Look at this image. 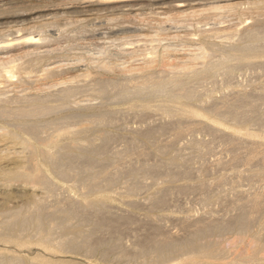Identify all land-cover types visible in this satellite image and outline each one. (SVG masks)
<instances>
[{
  "label": "bare ground",
  "instance_id": "bare-ground-1",
  "mask_svg": "<svg viewBox=\"0 0 264 264\" xmlns=\"http://www.w3.org/2000/svg\"><path fill=\"white\" fill-rule=\"evenodd\" d=\"M57 1L61 4L59 2L58 5L54 3ZM142 1L149 2V4L139 5V2ZM166 1L0 0V180L3 181L2 184L0 181V184L4 188L0 190V196L2 197L0 199V244L4 247L0 249V264H78L62 259L54 260L56 253L81 255L87 260L98 256L114 258L115 255H119V258L124 260H130L143 255L148 258L146 264L264 263V248L260 243H251L248 248L244 247V249L238 251L235 248L237 243H249L244 241V238H239L234 243L225 242L226 244L222 241L203 242L206 237L218 232L228 230L244 232L248 229V225L256 222L257 216L264 214V193H259L258 190L256 192L254 190V192H249V190L247 192L239 191V193L236 191L233 198L240 196L243 200H239V202L235 200V203L234 200H229L230 203L228 202V204H231L229 205L231 208L229 214L234 212L236 215L232 214L233 216H230L228 214V220H225L228 217L224 219L223 216V218L218 217L223 220L215 219L213 216L207 217L210 214L206 216L204 214V217L200 218L203 212L201 216L198 214L199 220L190 221L195 223V225L193 223L195 228L193 231L191 229V232L188 231L190 233L189 237L184 239L177 238L178 236L175 235L167 239H158L154 235L146 234L140 238L141 243L139 245L141 247L134 253H130L124 249L123 240L117 236L118 234L116 235L121 226H128L133 221L128 213H126L128 216H119L120 213L117 216L112 214L115 209L112 211L113 196H111L110 191L116 187H123V192L120 193L128 198L142 195L144 190L146 192L148 189L156 187L155 192L150 195L152 200L150 198V200L145 199V202L152 201V204L166 202L175 191L181 194L191 190L201 191L199 202L206 206L212 205L216 200L219 202L228 195H225L226 192H222V190L215 195H211L209 191L213 185L207 184L205 181L198 183L196 186L192 184V188L188 186L189 184L174 186L175 183L185 181L190 177V173H193L190 169H197L196 167L192 168L194 163H191V157H185L178 152L179 149H182L180 146L176 152L172 151L175 144L178 142L180 144V141L185 144L184 141L188 140L189 149L193 153L191 156L194 159L197 156L200 163L209 154L213 155V141L219 138L229 144L230 147L232 146L230 153L229 151L228 153L234 162L244 163V165L250 167L254 164L264 165V138L262 135L243 133L239 130L227 128L220 123V120L228 119L234 125L255 123L264 127V112L261 108L264 102V92L258 93L256 88L234 91L233 86L231 87L235 70L244 69L252 72L260 70L258 67L263 64L262 60H264L263 24V26L248 30L243 36L235 34L237 37L242 36V39L238 37L237 40L236 36L230 34L231 37H229L226 35L230 39L235 37L236 42L232 39L233 42L230 40L232 43L237 44L240 39L241 41L238 42V45L229 47V54L225 51L227 54L225 55L224 52L225 56L221 58H215L216 55L212 57L205 51L206 48L200 47L202 57L199 58V55H197L198 58L194 59V62L192 61L193 66L188 63L187 66L178 67V64L169 61L172 65L166 64L167 66L165 65L163 70L153 69L154 71H152L151 67L157 66L159 61L155 60L157 62L155 63L150 57L151 61H149L148 49L147 52L144 50L145 54H148L145 64L147 67H144L141 63L142 69H134L128 61L126 62L133 69L127 65L128 68H126L123 64L125 62L121 63L122 59L120 58L121 62H119L125 68L115 70V72L118 71V74L122 72L123 76L119 78L113 77L111 76L112 73H109L115 67L112 68L106 58H104L106 59L104 62L109 65L106 63L97 65H99V69L106 70L110 75L107 72L105 75L98 72L94 75L91 72L79 74L80 71L82 72L80 69L82 67L78 68L79 66L72 62L63 63L62 60H59L58 55L61 52L71 51L70 48L66 51L64 49L62 51V48H55L57 46L56 42H59L62 34H47L49 28L53 27L52 30H54L55 26L60 25L59 22L65 20L66 17L68 18L69 14L73 15L74 18H71L74 21L71 20L66 26L68 28L69 26L78 27L82 29L81 32L85 27L102 21L104 18L112 24L124 20L131 21L136 19L135 15L131 16L133 11L138 9L143 11L148 7L157 11V9L161 10L169 5V8L167 7L169 10H163V12L173 11L174 14L173 12L172 14L175 17L173 15L170 17L168 14V17L165 18L166 22L175 21L174 18L181 21L192 19L198 21L201 16L206 17L211 14V11L221 12L225 16L226 12H229V14L232 12L233 14L236 9L244 5L257 9V11L260 9L264 11V0L256 2L255 0H252L254 2L246 0L247 2L245 1L244 4L234 3L236 0H179L177 2L173 1L171 4H167ZM135 3L138 5H135ZM205 5H212V7L207 6L209 14H207L208 12L205 13L208 8H206V11L205 8L204 10H202L203 8L200 9L202 6L206 7ZM243 8H241V11L239 10L240 13L243 12ZM248 9L250 10V8ZM245 10L247 12V8ZM254 12L252 11V14ZM232 14L229 16H232ZM234 16L236 17V15ZM19 17H29L30 19H21L22 21L16 22V18ZM226 17L224 19L228 20ZM3 19L16 20L11 22L9 20L10 23H7V21L2 23L1 20ZM179 20L178 22H180ZM178 22L177 24H179ZM200 22L196 23L195 21L197 25H203ZM211 23H214V20ZM196 24L191 23L187 27H192V25L195 27ZM61 25L64 27L63 24ZM183 25H185V22ZM206 25L208 26V24ZM212 25L214 27V24ZM60 27L56 29L60 31L62 28ZM85 31L83 32L85 33ZM224 31L223 29L222 32ZM88 32L90 34V30ZM198 32L200 33V31ZM211 38V32L205 31L202 33V41L205 45L210 44V49L213 51L216 45L210 42ZM115 39L113 42L116 41L117 43L118 41ZM152 42L156 43V39ZM217 46L220 47V45ZM153 49H150V52L154 51ZM156 50L158 51V48ZM198 50L197 52H199ZM107 52L109 53V51ZM155 52L150 54H155ZM173 52H169L172 54H166L167 57L173 55ZM142 53H144L143 50ZM131 54L134 53L131 52ZM123 55H126V53ZM93 57L96 60V56L93 55ZM167 57L164 59L167 60ZM136 58L138 59V57ZM144 58L146 59L145 56ZM176 59L182 58L179 57L178 59L176 56ZM189 59L190 57L186 60ZM234 61L236 63L232 64ZM80 62L79 64L82 63ZM113 62L118 63L117 61ZM196 63H201L202 67L194 66ZM173 65L176 66L173 67ZM90 66L88 65V67ZM99 69L95 68V70ZM134 70H142V73H136V71L134 73ZM219 78H222L227 90L224 93V98L229 95L234 96V99L230 100L231 102L222 104L225 107L223 110L217 107L220 102L214 97L212 88H209L210 85L212 87H214L213 84L218 85ZM84 96L91 99L84 100L82 99ZM94 100L100 101L99 107H97L99 103L96 105ZM198 106L204 107L206 113L203 112V109H201L202 111L199 110ZM130 116L140 119L139 121L146 128L135 127L133 129L129 125L121 126L122 123H125L124 120ZM156 117L161 118V122L156 121L161 124H157L155 121L149 122V119H155ZM211 117L214 118V121L211 120ZM170 130H174V132H170ZM120 131L125 134L119 135L118 132ZM169 132L171 133L170 138L167 136L168 139L166 138L165 142L158 140V137ZM201 132L211 136L210 141H199L202 139L201 137L197 140L196 135ZM120 141L122 144L121 149L116 146V143H118V147L121 145L119 144ZM228 156L227 159L230 157ZM222 162L221 164H224ZM203 164L205 166V161H203ZM203 164L197 166L202 167L200 165ZM1 165L6 166L2 167ZM216 165L218 164L216 163ZM9 166H13V170L8 171L7 167ZM2 169H7V171ZM243 171L245 170L243 169ZM240 172L224 175L217 185L227 184L228 186L230 181L237 179L250 180L253 181V184L256 181H262L261 183L264 184L263 173L255 172L246 175ZM147 180H150L151 185H149L150 183L147 184ZM68 184L71 187H68ZM234 185L231 186L232 192L236 188ZM73 189L80 190L78 191V197L71 195ZM15 197H18L19 201L22 199V201L20 204L13 206L12 201L16 200ZM10 201L13 203L12 206H10ZM138 204L140 205V203ZM152 204L149 205L152 207ZM124 205L131 207L136 203L125 201ZM150 208L148 207V209ZM213 209L214 207L212 211ZM118 210L122 211L121 209ZM215 210L218 214L217 209ZM123 211L124 214L126 210ZM151 217L153 218L154 215H151ZM184 223L191 224H188L189 221L188 223L184 221ZM261 226L264 230V217H262ZM188 227L186 229L190 230L191 227L189 229ZM181 232L183 231L181 230ZM34 246L38 247L34 249L41 250L42 254L37 255L33 260H28L19 254L26 252V250L31 251ZM180 252L183 255L177 256ZM47 255L50 257H47ZM90 264H93V262H90Z\"/></svg>",
  "mask_w": 264,
  "mask_h": 264
},
{
  "label": "rangeland",
  "instance_id": "rangeland-1",
  "mask_svg": "<svg viewBox=\"0 0 264 264\" xmlns=\"http://www.w3.org/2000/svg\"><path fill=\"white\" fill-rule=\"evenodd\" d=\"M173 1H179V0H167L166 2H167V4H171ZM245 1L246 0H236V2H234V3H237V4H244L245 3ZM248 2H254V1H252V0H247ZM246 1V2H247ZM256 1H263V0H255V2ZM59 1H57V2H54L55 4L57 3V5L60 3H58ZM165 2V3H166ZM170 2V3H169ZM147 3L149 4V2H146V1H142V2H139V5H147ZM61 4V3H60ZM137 3H135V5H136ZM20 5V4H19ZM138 5V4H137ZM173 5V4H172ZM206 7H204V6H202L200 9H202V10H204V8H205V11L207 10L206 8H208L209 6H211L212 7V5H205ZM208 6V7H207ZM14 7V6H13ZM169 5L168 6H165V7H163L164 9H157V11H155L156 9H152V8H149V10H148V8H145V9H143V11L141 10V11H139V9L138 10H136V11H133L132 13H131V16H136V19H133V20H131V21H129V20H124V21H120V22H114L113 24L112 23H110L109 21H107V19L106 18H104L102 21H98V22H96V23H92L90 26H87L88 28H89V30H90V34H89V30L87 31V27H85L84 29H83V31H85V33L83 32V31H81L80 32V30H82V29H80V28H78V27H74V26H69V28L66 26L71 20H73L74 21V19H72V18H74L73 17V15L72 14H69L70 15V20H69V15H68V18L66 17L65 18V20L63 19L62 21H60L59 23H61V24H63L64 25V27L66 26V29L61 25V27H60V25H57V26H55V29L54 30H52L53 29V27L52 28H49V31H50V33H48L49 31H47V34H49V35H53V34H57V35H59V34H62L58 39H59V42L57 41L55 44L57 45V46H55V48H62V51H63V49H64V51H66V49H71V53L70 52H67V53H65V52H61L58 56L60 57L59 58V60H62L63 61V63L65 62H67V63H70V62H72V63H74V64H76V65H78L77 67L78 68H80V67H82V68H80L81 70H82V72L80 71L79 72V74L80 73H92L93 75L96 73V72H98V73H100V74H103V75H105L106 74V70L105 71H103V69H99V65H101V64H108L107 62H109V64H111L110 66L113 68V67H115V68H113V71L112 72H109V73H112L111 74V76H113V77H122L123 76V74H122V72H119V74H118V71H116L115 72V70L116 69H121V70H123V68H125L126 67V65L127 66H129L130 64L133 66V68L134 69H139V68H143V66H141V63H142V65H144V67L146 66L145 64H146V60H147V55H148V59H149V57L151 58V59H153L154 60V62H155V60H157V62H155V63H157V66L155 65V63H154V65L155 66H152V67H155V68H152L151 67V70L152 71H154V70H163L164 68H165V65L166 64H170V65H172V63L173 64H178L177 66L178 67H183L184 65H186V64H188V63H191V66H193L192 65V61L194 62V59H196V58H198L197 57V55H199V58H201L202 56H201V54H202V51L200 50V47L202 48V47H204V48H206L207 50H205V51H207V53L208 54H210V55H212V57H214V55H216L215 56V58H221V57H223V56H225L227 53L229 54V52H230V48L232 47V46H235V45H238L239 43L238 42H240L241 41V39H242V36H243V34H245L248 30H250V29H252V28H255V27H258V26H261L262 24L264 25V11L263 10H258L257 11V9H252L251 7H249V6H247V5H244V6H241V7H239L238 9H236L235 11H234V13H236V14H232V12H231V14H232V16H229V15H231V14H229V12H223V13H225L226 15L225 16H223L224 14H222L221 12V14L219 13V12H212L211 11V14H209L210 12H208L209 11V8H208V10L205 12V13H207V14H209L208 16H209V18L211 19H209L208 18V16H206V17H200V19H198V21H197V19H192V20H188V21H184V20H179L180 22H178V20H177V18H174V19H176L175 21H165V18L166 17H168V14H169V16L171 17L173 14H174V12H173V14H172V12H167L169 9ZM244 7V8H243ZM167 8V9H166ZM241 8H243V12H241L240 13V11L242 10ZM247 8V12H246V10L244 11V9H246ZM248 8H250V10L248 9ZM253 8H255V7H253ZM147 10V11H146ZM163 10H167V11H164L163 12ZM240 10V11H239ZM249 10V11H248ZM69 11H71V10H69ZM152 11V12H151ZM158 11H159V13H158ZM162 13H161V12ZM252 11L254 12L253 14H252ZM261 11H263V12H261ZM74 12V11H73ZM72 12V13H73ZM143 12V13H142ZM148 12H149V14H148ZM154 12H156V13H154ZM258 12V13H257ZM71 13V12H70ZM166 13H167V16H166ZM205 13H203V14H205ZM228 13V14H227ZM245 15H244V14ZM152 14V15H151ZM155 14V15H154ZM156 14H158V15H156ZM161 14H163L162 16H161ZM207 14H205V15H207ZM214 14H216L215 16H212V15H214ZM143 15V16H142ZM218 15V16H217ZM234 15H236V17L234 16ZM251 15H252V18H251ZM256 15H258V16H256ZM152 16V17H151ZM213 17V20H214V23H211V21H213L212 20V17ZM227 16V17H226ZM241 16V17H240ZM254 16V17H253ZM256 16V17H255ZM72 17V18H71ZM139 17V18H138ZM153 17H155L154 19H153ZM161 17H163V18H161ZM173 17H175V15H173ZM172 17V18H173ZM226 17V19H228V20H225L224 18ZM230 17V18H229ZM263 17V18H262ZM27 18L28 19H30L29 17H19V18H16V19H3V20H1V21H3L2 23H5V21H7V23H10L11 21H15L16 20V22L17 21H22L21 19H26L27 20ZM151 18V19H150ZM206 18H207V20H206ZM217 18H219V20H217ZM238 20H236V19ZM256 18V19H255ZM260 18H262V19H260ZM143 19V20H142ZM153 19V20H152ZM215 19H216V21H215ZM240 19V20H239ZM9 20H10V22H9ZM67 20V21H66ZM148 20V21H147ZM160 20V21H159ZM201 22H200V21ZM206 20V21H205ZM235 20V21H234ZM262 20V21H261ZM64 21V22H63ZM66 21V22H65ZM105 21V22H104ZM132 21H135V22H132ZM151 21V22H150ZM162 21H163V23H162ZM193 21V22H192ZM195 21H196V23H199L200 22V24H203V25H197L196 23H195ZM205 21V22H204ZM218 21V22H217ZM226 21V22H225ZM237 21V22H236ZM257 23H256V22ZM109 22V23H108ZM125 22H127V23H125ZM129 22V23H128ZM147 22H148V24H147ZM155 22V23H154ZM175 22V23H174ZM177 22L180 24H177ZM184 22H185V25H183L184 24ZM188 22V23H187ZM203 22V23H202ZM218 24H217V23ZM233 22V23H232ZM58 23V24H59ZM104 23V24H103ZM108 23V24H107ZM142 23V24H141ZM167 23V24H166ZM174 23V24H173ZM191 23H193V24H196L195 25V27H194V25H192V27L191 26H188L187 27V25L189 24H191ZM211 23V24H210ZM220 23V24H219ZM254 23H256V24H254ZM95 24V25H94ZM120 24H121V26H120ZM147 24V25H146ZM172 24H173V27H172ZM206 24H208V26L206 25ZM212 24H214V27H213V25ZM224 24V25H223ZM242 24V25H241ZM253 24H254V26H253ZM132 25V26H131ZM143 25V26H142ZM151 25V26H150ZM160 26V28H159V26ZM205 25V26H204ZM212 25V26H211ZM216 25H218V26H216ZM231 25V26H230ZM257 25V26H256ZM262 25V26H263ZM123 26V27H122ZM138 26V27H137ZM146 26V27H145ZM179 26V27H178ZM200 26V27H199ZM230 26V27H229ZM61 28V29H63V30H61L60 29V31H59V29H56V28ZM99 27H101V28H99ZM103 27V28H102ZM114 27H117V28H114ZM119 27V28H118ZM128 29H127V28ZM137 27V28H136ZM150 27V28H149ZM161 27H163V28H161ZM175 27V28H174ZM187 27V28H186ZM201 29L202 27L205 29H202V30H198L199 28ZM209 28V30H208V28ZM232 27H233V29H232ZM234 27H236V28H234ZM91 28V29H90ZM108 28V29H107ZM159 28V29H158ZM197 28V29H196ZM218 28V29H217ZM244 28V29H243ZM247 30H246V29ZM67 29H68V31H67ZM70 29H71V31H70ZM76 29V30H75ZM94 29V30H93ZM109 29H113V30H109ZM144 29V30H143ZM153 29V30H152ZM163 29H165V30H163ZM225 30L224 32H222V30ZM66 30V31H65ZM143 30V31H142ZM151 30V31H150ZM160 30H161V32H160ZM171 30V31H170ZM177 30V31H176ZM200 31V33L198 32V31ZM204 30V31H203ZM215 30H217L216 32H215ZM218 30H219V32H218ZM231 30V31H230ZM234 30V31H233ZM62 32V31H64V32H62V33H59V32ZM77 31V32H76ZM112 33H111V32ZM116 31V32H115ZM146 31V32H145ZM153 31V32H152ZM165 31V32H164ZM205 31H208V32H211V34H212V38H211V41L210 42H212L213 44H215L216 46L214 47V49H213V51H211V47L209 46V45H205L204 44V42L202 41V33L203 32H205ZM238 31V32H237ZM242 31V32H241ZM52 32V33H51ZM54 32V33H53ZM72 32V33H71ZM87 32V33H86ZM110 32V33H109ZM118 32V33H117ZM131 32V33H130ZM151 34H149V33ZM66 33V34H65ZM94 33H95V35H94ZM148 33V34H147ZM157 35H156V34ZM184 33H185V35H184ZM214 33V34H213ZM216 33V34H215ZM227 33H229V34H227ZM107 34V35H106ZM139 36H138V35ZM163 34H165V35H167V36H165V35H163ZM217 34L219 35L218 37H219V39H218V37H217ZM230 34H231V36H236L235 34H237V35H242L241 37L240 36H238L239 38H241L239 41H237V44L235 43L236 42V39H234L235 37H233V38H229V37H231L230 36ZM134 35V36H133ZM135 35H137L136 37H135ZM153 35V36H152ZM156 35V37H155V39H156V43L155 42H152V40L153 41H155V39H153L154 38V36ZM224 35H225V37H224ZM229 36V37H227V36ZM74 36V37H73ZM97 36V37H96ZM163 36H165V37H163ZM180 36H183V37H181L180 38ZM68 37V38H67ZM71 37V38H70ZM103 37H105V38H103ZM133 37V38H132ZM144 37V38H143ZM187 39H186V38ZM214 37H217V38H214ZM223 37V38H222ZM227 37V38H226ZM238 37L236 36V38H237V40H238ZM114 38H116L115 40H117L118 42L116 43V41H114L113 42V40H114ZM221 38V39H220ZM229 38V39H228ZM107 39V40H106ZM146 39H148V40H146ZM152 39V40H151ZM170 39V40H169ZM217 41H216V40ZM232 39H234V43H232L233 42V40ZM102 40V41H101ZM139 40V41H138ZM169 40V41H168ZM182 40V41H181ZM230 40H232V42L230 41ZM110 41V42H109ZM138 41V42H137ZM146 41V42H145ZM121 42V43H120ZM151 42H152V44H151ZM217 42V43H216ZM110 43V44H109ZM114 43H116V44H114ZM159 45H158V44ZM187 43V44H186ZM219 43V44H218ZM222 43V44H221ZM54 44V43H53ZM99 44V45H98ZM120 44V45H119ZM138 46H137V45ZM143 44V45H142ZM204 44V45H203ZM59 45H60V47H59ZM71 45V46H70ZM203 45V46H202ZM217 45H220V47H218ZM231 45V46H230ZM63 46V47H62ZM108 47V48H106V47ZM145 46V47H144ZM146 46H147V48H146ZM79 47V48H78ZM81 47V48H80ZM85 47V48H84ZM102 47H104V48H102ZM138 47V48H137ZM140 47V48H139ZM152 50L153 48V50L154 51H156L155 52V54L157 55V57H156V55L153 53V54H150V53H152V52H154V51H151L150 52V49ZM228 47V48H227ZM230 47V48H229ZM76 48V49H75ZM84 48V49H83ZM99 48H101V49H98ZM114 48V49H113ZM121 48V49H120ZM125 48V49H124ZM137 48V49H136ZM156 48H158V51L156 50ZM219 48V49H218ZM69 49V50H70ZM75 49V50H74ZM78 49H80L79 51H76V50H78ZM149 51H148V50ZM173 49V50H172ZM197 49H199L198 51L199 52H197ZM210 51H209V50ZM226 49H229V50H226ZM98 50V51H97ZM101 50V51H100ZM126 50V51H125ZM142 50H143V52L144 53H142ZM147 52L148 51V54L146 53L145 54V51ZM188 50V51H187ZM194 50V51H193ZM218 50V51H217ZM90 51H91V53H90ZM100 51V52H99ZM106 51V52H105ZM107 51H109V53L107 52ZM119 51V52H118ZM120 51H121V53H120ZM133 52L134 54H136L138 51V53L136 54V55H132L131 54V52ZM174 51V52H173ZM176 51V52H175ZM179 51V52H178ZM223 51V52H222ZM227 53H226V52ZM85 52V53H84ZM104 52V53H103ZM126 53V55H123V54H125ZM136 52V53H135ZM169 52H173V55H168V57H170V58H168L167 57V55L166 54H172V53H169ZM214 52V53H213ZM224 52H225V55H224ZM113 53H114V55H117V53H118V57L117 56H114L113 55ZM130 54L131 55V57H130V55H128V54ZM139 53H140V56H139ZM189 53V54H188ZM199 53V54H198ZM89 54H91V55H89ZM99 54H101V56H99ZM104 54V55H103ZM111 54V55H110ZM143 54H144V56L146 57V59L144 58V56H143ZM62 55V56H61ZM88 55V56H87ZM93 55L94 56H96L95 58H96V60L94 59V57H93ZM114 57H113V56ZM151 55V56H150ZM189 55H191V56H189ZM79 56H81V57H79ZM98 56V57H97ZM164 56V57H163ZM167 57V60H168V62H167V60L166 59H164V58H166ZM176 56L178 57V59H179V57L180 58H182V59H179V60H177L176 59ZM91 57H93V58H91ZM102 57V58H101ZM111 57H113L112 59H111ZM132 57H134V58H132ZM136 57H138V59L141 61H139ZM188 57H190V59H192L190 62H189V60H186V59H188ZM194 57V58H193ZM62 58V59H61ZM90 58V59H89ZM104 58H106L108 61L107 62H104V61H106V59H104ZM122 60H121V59ZM124 58V59H123ZM131 58V59H130ZM137 60H136V59ZM154 58H157V59H154ZM171 58H172V60H171ZM80 59V60H79ZM81 59H84V60H81ZM93 59V60H92ZM99 59V60H98ZM101 59V60H100ZM116 59V60H115ZM119 59V60H118ZM133 59V60H132ZM135 59V60H134ZM175 59H176V61H175ZM71 60V61H70ZM78 60V61H77ZM90 60V61H89ZM122 62H121V61ZM162 60H163V62H162ZM174 60V61H173ZM181 60V61H180ZM184 60V61H183ZM76 61V62H75ZM79 61H81L80 63L81 64H79ZM85 61V62H84ZM90 63H89V62ZM93 61V62H92ZM94 61H95V63H94ZM113 61H117L118 63H114ZM123 63V61L126 63H123L124 64V66H121V63ZM126 61H128V63H130L129 65H128V63L126 62ZM139 61V62H138ZM149 61H151L150 59H149ZM169 61H172V63L171 62H169ZM263 61V64L262 65H259V67L258 68H260V70H258V71H255V72H252V71H248V70H244V69H237V70H235L234 71V80H233V82H232V85H231V87L233 88V90L235 91H238V90H243V89H247V88H256V91L258 92V93H261V92H264L263 91V89H264V60H262ZM113 62V63H112ZM133 62V63H132ZM137 62V63H136ZM167 62V63H166ZM92 63H94V64H92ZM120 63V64H119ZM163 63V64H162ZM236 62L234 61L232 64H235ZM84 64V65H83ZM92 64V66H90ZM97 64H99V65H97ZM108 64V65H109ZM114 64V65H113ZM160 64H161V66H160ZM86 65V66H85ZM88 65L91 67H88ZM138 66V67H135V66ZM153 65V64H152ZM180 65V66H179ZM132 66H129V67H131L132 68ZM167 66V65H166ZM176 65H173V67H175ZM187 66V65H186ZM194 66H201L202 67V64L201 63H196V64H194ZM94 67V68H93ZM147 67V66H146ZM77 68V69H78ZM93 68V69H92ZM95 68L96 69H99V70H95ZM126 68H128V67H126ZM132 68V69H133ZM157 68V69H156ZM159 68H161V69H159ZM87 69V70H86ZM154 69V70H153ZM102 71V72H101ZM135 71L136 70H134V73H135ZM146 71V70H145ZM260 71H262L261 73H260ZM142 73V70H138V71H136V73ZM143 72H144V69H143ZM74 73V72H73ZM108 72H107V74H109ZM242 74V76H241V74ZM248 73V74H247ZM254 73V74H253ZM117 74V75H116ZM256 74V75H255ZM74 75H76V74H74ZM110 75V74H109ZM131 75H133V74H131ZM236 75V76H235ZM253 75V76H252ZM251 76V77H250ZM261 77V78H260ZM236 79V80H235ZM222 82H221V81ZM220 81V82H219ZM235 81V82H234ZM218 85H215V84H213V86L214 87H212V85H210L209 86V88H212L211 90L213 91V95H214V97H216L218 100H219V102L221 103V105H220V103H218V108H220V110H223L225 107L222 105V104H224V102L226 103V102H231L230 100H233L234 99V96L233 95H229V96H227V97H225L224 98V93H225V91H227L226 89H225V86H224V83H223V80H222V78H219L218 79ZM256 84V85H255ZM255 85V86H254ZM219 86V87H218ZM249 86H252V87H249ZM257 86V87H256ZM260 88V89H259ZM259 89V90H258ZM223 92V93H222ZM221 94H222V96H221ZM224 98V99H223ZM227 98H228V100H227ZM231 98V99H230ZM82 99H91L90 97H88V96H84ZM221 100V101H220ZM96 101V102H95ZM100 101H98V100H94V103L97 105L98 103H99ZM94 103L92 102V104L94 105ZM99 105H100V103L97 105V107H99ZM195 105V104H194ZM222 106V107H220V106ZM94 107H96V106H94ZM96 107V108H97ZM199 107V110H201V109H203V112H205L206 113V110H205V108L203 107V108H201V106H198ZM262 108V111L264 112V102H263V106L261 107ZM202 111V110H201ZM130 117H132V118H130ZM130 117H128V119H125L124 120V122L125 123H122L121 124V126L122 125H129V127L130 128H133V129H135V127H137V128H146L144 125H142L141 123V121H139L137 118H135V117H133V116H130ZM157 118V119H156ZM155 119H149V122H154L155 121V123H157V124H161V123H158L159 121L161 122V118L160 117H156ZM212 119L211 120H213L214 121V118L213 117H211ZM132 122H131V121ZM135 120H136V122H135ZM138 120V121H137ZM158 120V122H156ZM215 120H217V119H215ZM127 121H128V123H127ZM139 122V123H138ZM135 123V124H134ZM136 123H137V125H136ZM220 123H221V125H223V126H225V127H227V128H230V129H233V130H239V131H241V132H243V133H251V134H254V135H262V137L264 138V127L262 126V125H259V124H255V123H246V124H243V125H234V124H231L232 122L230 121V120H228V119H224V120H220ZM140 124V125H139ZM170 132H174V130H170ZM168 133V134H165V135H162V136H160V137H158V140L160 139V141L161 140H163L164 142L166 141V138L168 139V137L170 138V136L169 135H171V133ZM118 134L120 135V134H125L124 132H122V131H120V132H118ZM128 136H130V135H128ZM166 136V137H165ZM168 136V137H167ZM197 137H196V139L197 140H199L200 139V137L202 138V139H200L199 141H202V142H208V141H210V137L211 136H209L207 133H204V132H201V133H198L197 135H196ZM199 138V139H198ZM204 139V140H203ZM206 139H208L207 141H206ZM159 141V142H160ZM164 142H160V143H164ZM184 143L185 144H183V141H180V144H179V142L177 143V144H175V146H174V148H173V152H176L178 149H179V146H180V148H182L180 151L178 150V152L179 153H181V155H183V156H185V157H191L190 158V160H191V163H194L193 164V167L192 168H194V167H196L197 169L195 170V168H194V170L193 169H190V171H192L193 173H190L191 175H190V177L187 179V180H185V181H182V182H177V183H175V187H177V186H181V185H187V184H189L188 186H191L192 184L193 185H197L198 183H200V182H206L207 184L209 183V184H211V185H213V186H211V188L212 189H210V191H209V193L211 194V195H215L216 193H218V192H221V190H222V192H226L225 193V195L226 194H228V195H226L225 196V198L223 199V200H225V199H228V200H226V201H223V200H221V201H214L213 202V204L212 205H203V204H201V202H199V200L201 199V196H200V194H201V191H197L196 192V190H191V191H188L187 193L185 192V193H179L178 191H175L174 193H173V195L172 196H170L169 198H168V200L166 201V202H163V203H155V204H152V201H149V202H151V203H149V202H145V199L146 200H152V198H151V194H153L154 192H155V190H156V187H152V188H150V189H148L146 192H145V190L143 191V193H142V195L140 194L139 196H135V197H126V195H124L123 193L121 194L120 192H123V187H116V188H114V189H111V191H110V194H111V196H113V201H112V204H111V206H113L112 208V211L115 209V211H113L112 212V214L113 215H116L117 216V214L118 213H120V214H118L119 216L120 215H125V216H128L126 213H128L129 214V217H131L132 218V223L130 224V225H128V226H121L119 229H118V233H116V235L118 236V237H120V239L121 240H123V244H125V246H124V249H126V251L127 252H130V253H134L136 250H138L140 247H141V245H139L141 242H140V238L141 237H143L144 235H146V234H150V235H154V236H156L158 239H167V238H169L170 236H178L177 238H182V239H184V238H187V237H189L188 235L190 234L189 232H191V229H192V231H193V229L195 228V221H197V220H199L200 218H202V217H204V216H206L207 214H210V215H207V217H211V216H213V218L215 217V219H219L220 217H224V219H225V217H228V218H226L225 220H228L229 219V216H228V214H229V212H231V208H230V206L229 205H231V204H228V202H229V200H231V201H233L234 200V203H235V200H236V202H239V200H243V198L242 197H240V196H237V197H234L233 198V196H235L234 195V193L237 191L238 193H239V191L240 192H247L248 190H249V192H256V190H258L259 191V193L260 192H262V193H264L263 191H264V184L263 183H261L262 181H256V182H254V184L252 183L253 181H248V180H244V179H237V180H233V181H230L229 183H228V186H227V184H218L217 185V183L219 182V180L221 179V177H223L224 175H226V174H228L229 175V173H237V172H240V170H242L240 173H243V174H246V175H250V174H253V173H255V172H259V173H263L264 174V165L263 164H254V165H252L251 167L250 166H246V165H244V163H240V162H237V161H235L234 162V160H232L231 159V155L229 154L230 153V150H231V147H230V145L229 144H227V143H225L224 141H222V139H215L214 141H213V144H212V147H213V149H214V153H213V155L212 154H209L208 155V157L205 159V160H203V161H205V166H204V164H203V161H201V163H200V160H199V158L197 157V156H195V159H194V157L193 156H191L193 153L191 152V149H189L190 147H189V145H188V140H185L184 141ZM118 143H116V146H117V148H120L121 149V147H122V144H121V141H120V143L119 144H121V145H119V147H118V145H117ZM178 147V148H177ZM175 148H177L176 150H175ZM190 150V151H189ZM221 150V151H220ZM205 151H207V150H205ZM228 151H229V153H228ZM177 152V153H178ZM190 152V153H189ZM217 152H218V154H217ZM227 152V153H226ZM230 158H228L227 159V156ZM190 155V156H189ZM216 155H218V156H216ZM225 156H226V158H225ZM194 159V160H193ZM219 162H218V161ZM224 160V161H223ZM194 161V162H193ZM217 161V162H216ZM222 163H224V164H221V162ZM227 161V162H226ZM208 162V163H207ZM232 164H231V163ZM216 163L218 164V165H216ZM226 163V164H225ZM239 163H240V165H239ZM199 164H203V165H200V166H202V167H198L199 166ZM214 166H213V165ZM244 165V166H241V165ZM198 165V166H197ZM2 167H5L6 165H1ZM204 166V167H203ZM213 167V168H212ZM13 166H9V167H7V169H8V171H10L11 169L13 170ZM205 168V169H204ZM247 168V169H246ZM7 169H2V170H6L7 171ZM243 169L245 170V171H243ZM197 170H199V171H197ZM200 170H202V171H200ZM238 170V171H237ZM197 171V172H196ZM202 172V173H201ZM197 173V174H196ZM197 176H196V175ZM202 180V181H201ZM1 181V184H2V180H0ZM207 181H209V182H207ZM236 181V182H235ZM196 182V184H194ZM233 182V183H232ZM150 183V180H147V184H149ZM232 183V184H231ZM236 183V184H235ZM257 183V184H256ZM1 184H0V187L2 188H0V190H3L4 188H3V186H1ZM72 184V183H71ZM231 184V185H230ZM235 184V185H234ZM237 184H238V186H237ZM149 185H151V183L149 184ZM148 185V186H149ZM229 185H230V187H229ZM232 185H234L236 188H235V191L234 192H232L231 191V186ZM251 185V186H250ZM255 185V186H254ZM68 187H71V185L70 184H68L67 185ZM164 186H166V185H164ZM219 186V187H218ZM215 189H214V188ZM118 188V189H117ZM121 188V189H120ZM191 188H192V186H191ZM117 189V191H115ZM227 189V190H226ZM77 190V191H76ZM114 190V191H113ZM122 190V191H121ZM219 190V191H218ZM224 190V191H223ZM254 190V191H253ZM78 191H80L79 189H73V193L71 194L72 196H74V197H78V195H79V193H78ZM124 191H125V187H124ZM194 191H195V193H194ZM257 191V192H258ZM190 192H192V193H190ZM200 192V193H199ZM146 193V194H145ZM238 193H237V195H238ZM0 194H1V191H0ZM146 196V197H145ZM230 196H232V197H230ZM124 197V198H123ZM239 197V198H238ZM2 197L0 196V199H1ZM18 198V197H17ZM16 197L14 198V199H16V200H14V201H10V206H12V204H13V206H16V205H18V204H20V202L22 201V199H21V201H19V199H17ZM150 198V199H149ZM241 198V199H240ZM19 202H18V201ZM138 200V201H137ZM140 200V201H139ZM141 200H142V202L143 203H145L144 205H143V203L141 202ZM125 201H127V202H135L136 203V205H134V206H131V207H129L128 205L126 206V205H124L125 204ZM223 201V202H222ZM138 203H140V205L138 204ZM219 203V204H218ZM230 203V202H229ZM16 204V205H15ZM143 206H142V205ZM148 204V205H147ZM152 204L153 206L151 207L150 205ZM224 204V205H223ZM228 204V205H227ZM221 205V206H220ZM226 205V206H225ZM219 206V207H218ZM224 206V207H223ZM116 207V208H115ZM148 207L150 208V209H148ZM214 207V209H213V211H214V213H213V211H212V208ZM117 209V210H116ZM118 209H121L122 211L124 210H126L125 212H124V214L122 213V211H120V210H118ZM152 209V210H151ZM215 209H217V211H218V214H217V212H216V210ZM222 210V211H221ZM223 210H225V211H223ZM230 210V211H229ZM150 211H152V212H150ZM206 211V212H205ZM219 211H220V213H219ZM227 211H228V213H227ZM116 212V213H115ZM203 212V213H202ZM215 212H216V214H215ZM223 212H225V213H223ZM201 213H202V216H201ZM222 213V214H221ZM201 216L200 218H199V215ZM205 214V215H204ZM213 214V215H212ZM232 214H235L234 212L233 213H230L229 215L230 216H233ZM151 215H154V217L152 218L151 217ZM195 215H198V216H195ZM204 215V216H203ZM227 215V216H226ZM236 215V214H235ZM191 218L190 220H189V217ZM192 216H194V217H192ZM187 219H186V218ZM217 217V218H216ZM219 217V218H218ZM222 217V218H223ZM258 217V219H257V221L256 222H254V223H252V224H250V225H248V229L246 230V231H244V232H240V231H238V230H228V231H224V232H218V233H216V234H213V235H211V236H208V237H206L204 240H203V242H206V241H222V242H226V243H234L237 239H243L244 238V241H247V242H249V243H237V245L239 246H235V245H232V246H235V248H237L238 249V251L239 250H242V249H244V247L245 248H248L250 245H251V243H260V245L264 248V230H263V227L261 226V223H262V217H264V214L263 215H258L257 216ZM149 218V219H148ZM181 218V219H180ZM182 218H184V219H186V220H184V219H182ZM193 218V219H192ZM195 218V219H194ZM175 219V220H174ZM177 219V220H176ZM179 219H180V221H179ZM183 220V221H182ZM194 221V222H190V221ZM219 220H223V219H219ZM151 221V222H150ZM184 221L185 222H187L188 223V221H189V223L188 224H190V225H187V224H185L184 223ZM182 224H180V223ZM177 225H176V224ZM193 223H194V225H193ZM157 225V227H155V226ZM188 227H191L190 228V230H187L186 228V226ZM161 227V228H159V227ZM164 226V228H162ZM180 226H184V227H180ZM193 226V227H192ZM177 227V228H176ZM189 227H188V229H189ZM176 228V229H175ZM179 229H180V231H179ZM184 229H186V230H184ZM262 229V230H261ZM181 230L183 231V232H181ZM189 231V232H188ZM258 235H257V234ZM260 233H261V235H260ZM178 234V235H177ZM135 243H137L136 245H135ZM224 243H222V244H224ZM225 243V244H226ZM224 244V245H225ZM223 245V246H224ZM248 245V246H247ZM128 248H127V247ZM243 247V248H242ZM4 247L0 244V249H3ZM34 248H38V247H36V246H34L33 247V249L31 250V251H28V250H26V252L24 251L23 253H19V254H21V255H23L24 257H26V259H28V260H33L34 258H36L37 257V255H40V254H42V252H41V250H39V249H34ZM133 250V251H132ZM3 253H6V252H3ZM12 254V253H11ZM44 254V253H43ZM45 255V254H44ZM54 255V254H53ZM133 255H135V254H133ZM181 255H183V253H178V255L177 256H181ZM56 258H53L54 260L56 259H62V260H65V261H71V262H73V263H78V264H90V262H93V264H146L147 263V260H148V258L147 257H145V256H143V255H139V256H137L136 258H134V259H130V260H124L123 258H119L120 256L119 255H115L114 256V258H104V257H102V256H98V257H96V258H93V259H89V260H87L86 258H84L83 256H81V255H76V254H70V253H67V254H61V253H56V255H54ZM47 257H50V256H48L47 255ZM175 261H176V259H174ZM264 264V263H263Z\"/></svg>",
  "mask_w": 264,
  "mask_h": 264
}]
</instances>
